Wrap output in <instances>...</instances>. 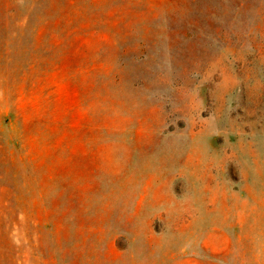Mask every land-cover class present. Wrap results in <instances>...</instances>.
<instances>
[{"label":"rangeland","instance_id":"rangeland-1","mask_svg":"<svg viewBox=\"0 0 264 264\" xmlns=\"http://www.w3.org/2000/svg\"><path fill=\"white\" fill-rule=\"evenodd\" d=\"M0 264H264V0H0Z\"/></svg>","mask_w":264,"mask_h":264}]
</instances>
